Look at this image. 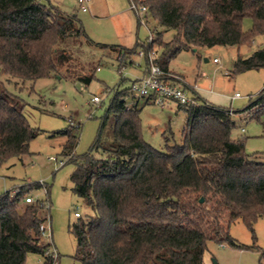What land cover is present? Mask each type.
<instances>
[{"label": "trees", "instance_id": "1", "mask_svg": "<svg viewBox=\"0 0 264 264\" xmlns=\"http://www.w3.org/2000/svg\"><path fill=\"white\" fill-rule=\"evenodd\" d=\"M134 1L164 29L145 53L159 45L156 62L167 73L180 52L250 46L264 35V0ZM246 18L253 20L247 32ZM166 30L175 32L170 42L162 40ZM85 42L93 44L76 16L39 0H0V164L28 154L39 135L3 77L23 83L51 77L89 83L91 67L81 56ZM138 47L105 46L127 59ZM263 68L264 49H257L247 57L238 55L233 73ZM127 94L115 93L88 153L76 158L78 135L64 133V155L76 164L74 191L95 211L71 226L76 259L81 264H203L208 242L238 246L229 234L232 224L241 220L254 232L255 222L264 219V162L252 160L245 141L231 138L235 124L229 110L206 101L178 105L187 114L183 141L170 146L166 138L167 151L160 152L143 139L142 109L127 108ZM262 104L264 88L250 108ZM41 187L0 196V264H25L29 253L54 264L47 255L51 245L41 244L40 208L26 204L24 213L18 210L29 192Z\"/></svg>", "mask_w": 264, "mask_h": 264}, {"label": "rangeland", "instance_id": "2", "mask_svg": "<svg viewBox=\"0 0 264 264\" xmlns=\"http://www.w3.org/2000/svg\"><path fill=\"white\" fill-rule=\"evenodd\" d=\"M39 1L81 21L93 42L81 45L82 60L90 65L93 78L89 83L59 77L23 83L3 77L8 90L23 102L24 115L39 135L31 141L28 154L0 164V196L9 192L14 197L18 188L41 184V188L33 189L27 195L34 198L31 205L40 208L39 217L50 216L51 242L44 236L41 244H51L47 255H54V264H81L76 259L77 239L71 226L79 220L76 212L84 219L93 216L95 211L74 191L71 176L76 164L68 163L70 157L64 155L67 143L64 133L78 135L73 153L76 158L91 150L115 93L128 91L134 79L145 74L148 60L140 54L149 47L151 32L156 39L157 33L164 29L151 16L147 22L141 23L129 0H92L87 12L81 10L78 0ZM252 27L253 20L246 18L244 31ZM174 36L173 30H166L162 40L170 42ZM137 45L135 55L129 59H119L116 53L105 48L119 46L130 49ZM257 49H264V35L256 37L250 46H215L197 52L183 51L170 61L169 72L183 77V87L190 97L198 96L216 107L231 109L235 124L231 138L245 141L246 152L252 160L264 162V104L250 108L264 88V68L233 73L238 55L247 57ZM160 54L161 48L154 44L148 58L149 55L157 58ZM214 59L218 61L215 63ZM118 60H123L122 66H126L122 67ZM97 66L99 71H96ZM6 79H11V82H6ZM235 94L241 97L234 99ZM94 96L101 97L100 104L92 103ZM138 109H142L140 123L147 144L157 151L166 152V138L170 146L182 143L187 114L175 102L170 101L164 108L153 103H141ZM111 124L112 121L107 128ZM25 206L26 202H23L18 208L21 214ZM229 234L238 246H231L228 242H208L203 264H264L263 218L255 222L254 232L243 221L237 220ZM45 262L42 254L29 253L25 264Z\"/></svg>", "mask_w": 264, "mask_h": 264}, {"label": "built area", "instance_id": "3", "mask_svg": "<svg viewBox=\"0 0 264 264\" xmlns=\"http://www.w3.org/2000/svg\"><path fill=\"white\" fill-rule=\"evenodd\" d=\"M92 0H78L83 12L88 11V5ZM131 1V9L138 15L139 21L141 23L148 21V9L137 4L134 0ZM153 32L149 36L148 42L151 43L154 39ZM141 51L140 55L147 57L148 63L145 70V74L141 78H136L132 82L130 88L127 91V96H125V105L127 108L139 107L141 103L148 104L153 103L159 105L161 108L166 107V105L172 101L177 105L182 107H191L199 104V101L195 97H190L184 87L179 84H175L171 81V75L163 70V68L156 62V57ZM218 59H214L216 63ZM126 66V65H125ZM124 65L122 67H125ZM100 70V67L97 71ZM174 77V76H173ZM179 82H182L180 77H174ZM240 94H235L233 98H240ZM102 101L101 97L94 96L92 103L100 104ZM230 114V111H229ZM72 123V121H71ZM79 126H77L78 128ZM34 198L32 196L27 197L26 204H32ZM46 204V203H43ZM47 208L49 210V204L47 203ZM76 217L80 216V213H75ZM43 221L40 224L41 238L44 236L51 242V226H50V216L43 217ZM49 245H51L49 243ZM54 257V255H50Z\"/></svg>", "mask_w": 264, "mask_h": 264}, {"label": "crops", "instance_id": "4", "mask_svg": "<svg viewBox=\"0 0 264 264\" xmlns=\"http://www.w3.org/2000/svg\"><path fill=\"white\" fill-rule=\"evenodd\" d=\"M206 61L208 62V59H206ZM169 74L171 75V78H169V79H171V81L173 82V83H175V84H179V85H182L183 86V77L181 76V75H174L173 73H170L169 72ZM181 77L182 78V82H179L178 80H176L174 77ZM195 98H197L199 101H204V100H201L200 99V97H196V96H194ZM206 101V100H205ZM207 102V101H206ZM208 103H210V102H208ZM210 104H212V103H210ZM146 105V104H145ZM213 105V104H212ZM178 106V105H177ZM214 106V105H213ZM141 107V105L138 107V108H140ZM216 107V106H215ZM178 108H179V106H178ZM219 108V107H218ZM180 109V108H179ZM229 111L231 110V109H228ZM242 131L244 132L245 130L244 129H242Z\"/></svg>", "mask_w": 264, "mask_h": 264}, {"label": "water", "instance_id": "5", "mask_svg": "<svg viewBox=\"0 0 264 264\" xmlns=\"http://www.w3.org/2000/svg\"><path fill=\"white\" fill-rule=\"evenodd\" d=\"M203 200H201V202H202Z\"/></svg>", "mask_w": 264, "mask_h": 264}]
</instances>
